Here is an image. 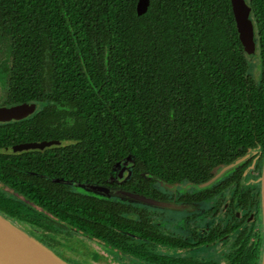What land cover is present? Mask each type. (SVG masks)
Returning <instances> with one entry per match:
<instances>
[{
	"label": "trees",
	"instance_id": "trees-1",
	"mask_svg": "<svg viewBox=\"0 0 264 264\" xmlns=\"http://www.w3.org/2000/svg\"><path fill=\"white\" fill-rule=\"evenodd\" d=\"M137 1L0 0L2 102L37 103L28 118L0 124V181L37 207L1 190L0 212L42 225L45 210L149 262L135 241L136 202L75 182L111 185L127 162L115 187L149 194L152 179L199 181L247 152L245 163L264 162V0H246L254 54L230 0H150L141 15ZM51 139L60 143L3 150Z\"/></svg>",
	"mask_w": 264,
	"mask_h": 264
},
{
	"label": "flooded vegetation",
	"instance_id": "flooded-vegetation-1",
	"mask_svg": "<svg viewBox=\"0 0 264 264\" xmlns=\"http://www.w3.org/2000/svg\"><path fill=\"white\" fill-rule=\"evenodd\" d=\"M1 91L0 87V106H9L3 104ZM32 114L7 122L26 119ZM2 123L6 122H0ZM11 147L5 146L3 150L13 152ZM246 160L206 186L200 184L209 180L220 168L219 166L211 171L210 176L195 182L186 179L168 181L152 179L153 181H149L146 185V191H149L147 195L170 203L165 208L139 202L133 204L138 212L137 231L139 234L135 236V241L151 251L153 261H143L140 254L133 255L121 248L96 240L79 229L63 223L45 210L42 212L49 216H45L44 220L49 222L58 220L69 226L68 229L88 236L100 247L104 245V247L121 252L127 256L126 258H130L127 261L130 264L134 262L140 264H239L242 261H247L249 264H260L264 248L260 177L264 162L260 164V161H257L256 163L255 158L245 163ZM128 169L129 167L121 178L115 173L112 174L109 184L122 186L130 174ZM1 190H6V187L0 181V192ZM6 191L9 194L14 192L19 196V193L14 190ZM17 220L21 219L17 218ZM41 224L45 225L43 222ZM144 232L148 233L147 237L144 236ZM78 234L75 235L76 241L74 242L76 243H80ZM81 248L86 249L84 245ZM82 250L76 252L82 255L84 254ZM91 256V259L86 256L75 257L83 260L85 264H105L103 261L106 260L100 257V253L91 251Z\"/></svg>",
	"mask_w": 264,
	"mask_h": 264
},
{
	"label": "water",
	"instance_id": "water-1",
	"mask_svg": "<svg viewBox=\"0 0 264 264\" xmlns=\"http://www.w3.org/2000/svg\"><path fill=\"white\" fill-rule=\"evenodd\" d=\"M150 0H138L136 11L141 15L147 11ZM231 9L235 21L238 37L247 54H254L256 50L254 23L250 16L251 6L246 0H230ZM37 103L22 102L9 106H0V122H7L12 119H21L35 112ZM56 139L39 140V141H24L13 144L11 150L19 152L29 149H44L50 144H59ZM250 156L247 152L235 160L222 165L215 174L205 183L200 184L206 186L217 180L224 173L232 170L237 165L241 164ZM125 163H120L115 166L113 171L119 178L127 169ZM76 185L89 189L90 192L103 196H117L124 200H130L143 204L168 207L169 202L147 195L145 193L135 191L124 187H115L107 184L75 182ZM261 188V204L263 218V234H264V164L262 175L260 177ZM0 264H70L68 261L61 258L48 245L40 241L34 235L26 231L10 217L3 215L0 212ZM264 264V248L262 253L261 263Z\"/></svg>",
	"mask_w": 264,
	"mask_h": 264
},
{
	"label": "rangeland",
	"instance_id": "rangeland-1",
	"mask_svg": "<svg viewBox=\"0 0 264 264\" xmlns=\"http://www.w3.org/2000/svg\"><path fill=\"white\" fill-rule=\"evenodd\" d=\"M4 48H6V45L1 44V41H0V72L2 70V64L5 59L4 57H7L6 49ZM253 62L255 63L254 64L252 63L254 66L251 69L255 74H258L259 69L256 68L255 66V65H258L256 64L257 62L255 58L253 59ZM0 87H1V83H0ZM257 161L258 160L256 159V163ZM254 172H256L255 169H254ZM127 176H128V173L126 174V177ZM2 189L4 188L2 187ZM75 189L78 191L85 192V193L95 194V193L90 192L89 189L84 188V187H75ZM11 194L14 196V198L20 199L23 203H25L28 206H34L35 208L37 207L34 205L32 201L30 202V200L22 199L16 193L11 192ZM146 208L150 210L149 207H146ZM45 216L48 217L49 214L43 213L42 216L39 217V220L45 223V225H40V224L37 225L33 222L24 221V220H16L15 222L18 223L23 228H25L26 231L34 235L40 241L48 245L55 253H57L64 260L68 261L70 264H85L83 260L78 259L75 256H81V257L86 256L89 259H91L92 258L91 251L100 253L101 254L100 257H103L106 260V261L102 260L105 264H130V262L127 263V261H129L130 258H126L127 256H124V254H122L121 252L115 251L112 248L109 249L108 247H104V245L103 247H100L98 244L94 243L92 239H90L88 236L86 237L85 235L78 234L74 232L73 230H70V228L68 229L67 227L69 226H66L65 224L61 223L58 220L57 221L51 220V222L44 220L46 218ZM46 225H51L52 228L51 226L47 227ZM76 234H78L81 238V239L79 238L80 243L74 242L76 241L75 239ZM82 245H84L86 249L82 250L81 248ZM71 247H72V250H71ZM79 250H82L84 254L81 255L76 252ZM71 256H74V257H71ZM122 257L124 259H122ZM134 264H140V263L134 262Z\"/></svg>",
	"mask_w": 264,
	"mask_h": 264
}]
</instances>
